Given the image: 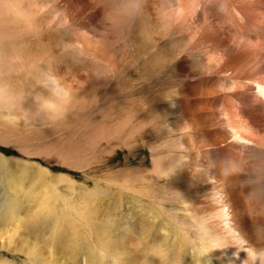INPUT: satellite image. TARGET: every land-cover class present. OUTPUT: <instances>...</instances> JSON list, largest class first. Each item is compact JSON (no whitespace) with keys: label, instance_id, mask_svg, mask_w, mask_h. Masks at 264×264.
<instances>
[{"label":"bare ground","instance_id":"6f19581e","mask_svg":"<svg viewBox=\"0 0 264 264\" xmlns=\"http://www.w3.org/2000/svg\"><path fill=\"white\" fill-rule=\"evenodd\" d=\"M38 1L0 0V141L67 164L73 156L68 152L74 151V160L81 152L64 146L77 129L52 136L55 124L22 129L15 117L44 124L70 110L69 101L83 91L96 90L97 101L107 94L109 120L95 131L98 137L110 133L118 141L137 130L129 147L143 145L152 156L141 178L161 181L160 191L177 192L171 200L181 204L172 214L177 224L172 243L166 236L158 242L143 226L135 230L137 242L127 245L130 256L139 264H160V254L174 258L194 249L190 257L200 264H264V179L256 171L264 162V0ZM53 11L59 22L43 25ZM57 27H71L74 48L52 30ZM85 60L88 66H78ZM43 131L40 142L34 135ZM170 134L179 158L173 165L163 141ZM36 165L34 179L50 175ZM55 178L60 180L54 187L87 193L61 179L67 177ZM154 198L162 208L170 203L161 193ZM43 210L51 225L63 226L55 204ZM190 210L200 217L198 241L185 228L197 225L194 218L177 221ZM103 219L100 242L110 241L114 223Z\"/></svg>","mask_w":264,"mask_h":264},{"label":"rangeland","instance_id":"374dc122","mask_svg":"<svg viewBox=\"0 0 264 264\" xmlns=\"http://www.w3.org/2000/svg\"><path fill=\"white\" fill-rule=\"evenodd\" d=\"M59 11L58 8L57 13ZM56 15L54 11L47 13L48 19L43 25H48L53 20L49 26H55L59 22ZM52 30L61 33L59 36L63 37L62 41L68 49L74 48L76 39L74 36L70 38L71 27L66 31L63 27ZM71 60L73 61L72 58ZM88 63L85 60L78 66H88ZM22 71L27 76L29 74L31 79L35 77L27 68ZM21 101L30 102L27 99ZM69 102L72 104L70 110L58 111L55 116L57 118L45 120L48 124H41L38 119L29 120L31 123H27L22 118H15L22 129L38 130L55 124L57 133H51L52 136H66L77 129L80 133L67 136L69 141L64 145L81 148L76 160L74 151L67 153L73 156L72 160L68 158L69 163L66 164L45 160L34 154H25L13 143L0 141V155L3 156L0 164V264H139L137 257L130 256L127 245L132 246L137 242L135 230L143 226L157 235L158 242V239L166 236L167 242L172 243V230L177 225L172 220L175 218L172 214L179 211L181 204L174 203L171 197L176 198L177 192L171 190L166 195L160 191L161 181L153 183L152 178H141L150 168L152 156L150 149L143 145L135 149L129 147L132 136L137 135V130L129 129L127 132L131 131L133 134L129 133V137H126L128 133H123L118 141L112 139L110 133L98 137L95 131L102 122L107 123L109 120L107 114L110 111V99L107 94L97 101L96 90L83 91L76 95L75 100L71 99ZM157 129L160 131V125ZM45 135L43 131L34 136H38L42 142ZM174 137L170 134L167 139L163 138L172 150L170 154L165 151L170 165L179 160ZM147 138L157 147L159 142L152 136ZM36 164L42 165L50 175L45 178L40 176V180L34 179L33 176L37 175ZM8 165L16 167V170L11 173L6 168ZM59 175L67 177L61 178L63 180L69 179L86 187L87 193L71 194L69 185H66L65 190L54 187L53 184L60 180L55 177ZM176 188L177 186L173 189ZM160 193L170 200L169 204L165 201L163 208L154 203V197ZM178 195L184 196L179 192ZM52 204L56 205L58 217L63 221L61 227L51 225L50 217L44 215L43 208L51 207ZM188 205L186 203L183 207ZM105 216L114 223L108 228L110 241L105 238L106 240L100 242L96 237L103 235L99 229L104 226ZM191 218L195 219L196 226L186 224ZM177 221L186 224L188 233L198 241L201 236L198 237L196 231L200 217L195 210L186 211V216ZM132 225L136 228L130 231ZM193 252L195 250L190 249L174 258V253L171 256L163 253L158 258L160 264H200L197 259L190 257Z\"/></svg>","mask_w":264,"mask_h":264},{"label":"clouds","instance_id":"9594fccd","mask_svg":"<svg viewBox=\"0 0 264 264\" xmlns=\"http://www.w3.org/2000/svg\"><path fill=\"white\" fill-rule=\"evenodd\" d=\"M256 171L258 173L257 179H264V162H260L257 164Z\"/></svg>","mask_w":264,"mask_h":264}]
</instances>
